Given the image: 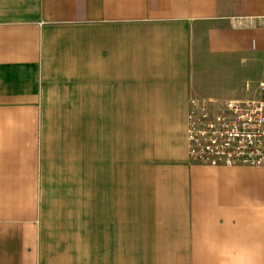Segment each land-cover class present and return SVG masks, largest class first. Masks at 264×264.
I'll return each instance as SVG.
<instances>
[{
    "label": "crops",
    "instance_id": "obj_1",
    "mask_svg": "<svg viewBox=\"0 0 264 264\" xmlns=\"http://www.w3.org/2000/svg\"><path fill=\"white\" fill-rule=\"evenodd\" d=\"M263 54L264 0H0V264H264V166L186 139Z\"/></svg>",
    "mask_w": 264,
    "mask_h": 264
},
{
    "label": "built area",
    "instance_id": "obj_2",
    "mask_svg": "<svg viewBox=\"0 0 264 264\" xmlns=\"http://www.w3.org/2000/svg\"><path fill=\"white\" fill-rule=\"evenodd\" d=\"M254 99H189V159L214 166H264V54Z\"/></svg>",
    "mask_w": 264,
    "mask_h": 264
},
{
    "label": "rangeland",
    "instance_id": "obj_3",
    "mask_svg": "<svg viewBox=\"0 0 264 264\" xmlns=\"http://www.w3.org/2000/svg\"><path fill=\"white\" fill-rule=\"evenodd\" d=\"M259 79V64L251 59H248L244 63L238 62L233 66L218 67V72L216 71L210 76V82L218 92L239 98V100L254 99L258 96ZM246 85L248 86V91L244 90ZM62 182L63 180L58 183L60 187H68L65 183L62 184ZM55 198L59 200L64 198L65 203L71 202V196L68 194L64 196L57 195Z\"/></svg>",
    "mask_w": 264,
    "mask_h": 264
}]
</instances>
